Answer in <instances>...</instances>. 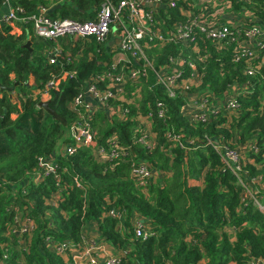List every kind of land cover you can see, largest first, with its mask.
Wrapping results in <instances>:
<instances>
[{"label": "trees", "instance_id": "trees-1", "mask_svg": "<svg viewBox=\"0 0 264 264\" xmlns=\"http://www.w3.org/2000/svg\"><path fill=\"white\" fill-rule=\"evenodd\" d=\"M4 1L0 0V18L6 12ZM103 2L11 0L10 4L13 9L21 8L24 18L44 8L52 19L84 23L94 20ZM233 7L247 8L264 22V0ZM172 14L177 18L175 12ZM16 25L0 21V264H63L47 249L44 237L78 243L90 225L117 254L125 253L121 264H248L253 258L264 264V213L249 199L243 203L244 189L231 172L222 171L220 157L205 146L188 152L171 148L163 136L167 126L186 138L207 136L232 148L255 144L259 153L247 155L255 164L247 165L245 171L249 177L262 175L264 183V65L254 76H246L244 61L234 62L230 51L216 50L211 41H205L203 55L209 57L201 64L202 93L221 97L230 85L246 80L252 83L250 92L239 96L235 114L223 111L210 123L190 124L181 114L180 98L171 99L161 88L152 86L149 90L141 84V100L134 101L141 112L153 109L156 102L165 103L167 108L166 125L154 120L155 149L132 143L134 122L109 119L100 111L88 121L97 134V145L104 146L105 139L117 133L121 143L131 147L132 156L110 169L96 162L89 147L81 149L73 156L57 158L58 185L52 177L35 185L26 180L37 159L70 141L69 127L76 119L72 101L86 80L106 69L112 54L106 44L60 40L61 54L50 64L49 52L56 43L36 37L31 22ZM28 41L29 49L24 47ZM145 52L158 69L168 56L179 52V46ZM58 75L62 78L48 91L46 101L66 126L39 106L45 85ZM126 89L131 97L134 89L130 82ZM130 109L133 115L135 108ZM139 159L162 173L145 190L136 186L131 173V163ZM200 178L201 187L188 186V180ZM75 179L82 188L76 187ZM242 179L247 182L248 177ZM253 188L264 199V189ZM57 189L63 194L59 204L47 206ZM14 208L36 224L24 253L11 233ZM109 209L124 216L121 228L117 219L102 218ZM135 216L150 224L152 236H134L131 226ZM6 249L7 258H3Z\"/></svg>", "mask_w": 264, "mask_h": 264}, {"label": "built area", "instance_id": "built-area-1", "mask_svg": "<svg viewBox=\"0 0 264 264\" xmlns=\"http://www.w3.org/2000/svg\"><path fill=\"white\" fill-rule=\"evenodd\" d=\"M10 1H4L6 12L1 15L0 21L23 25L31 22L36 37L56 43L49 52L50 64L61 54L60 40L106 44L112 54L111 62L105 64L106 69L86 80L83 89L72 101L71 110L76 119L69 127L70 141L62 145L60 152L37 159L36 168L26 180L35 185L44 183L50 177L58 185L57 158L73 156L81 149L89 147L96 162L108 165L110 169L132 156L131 147L123 145L117 133L109 135L104 146L97 145V134L88 121L100 111L106 112L109 119L134 122L132 143L146 150L155 149L158 142L153 130L154 120L166 125L167 108L165 103L156 102L153 109L141 112L134 101L141 100L143 85L149 90L157 86L171 99L180 98L183 103L181 114L190 124L210 123L223 111L235 114L240 106L239 96L248 94L252 83L246 80L241 85H230L221 97L209 92L202 93L204 72L201 64L209 57L203 55L202 44L205 41H211L216 50L230 51L234 62L244 61L246 76H254L259 66L264 65V22L247 8L236 10L233 7L250 4L251 0H198L196 3L191 0H104L94 20L84 23L72 19H52L44 8H39L36 15L24 18L20 16L23 10L13 9ZM172 12L176 13L177 18L173 17ZM170 45L179 46V52L168 56L160 68H155L145 51L161 50ZM61 78L58 75L49 81L43 93L48 95V91L55 88ZM128 82L134 89L130 92L131 97L125 93ZM130 107L135 108L133 115L130 114ZM163 136L172 144L171 148L188 152L205 146L213 150L220 157L222 171L231 172L243 187V203L249 199L254 207L264 213V203L260 201L262 197L253 188L257 185L264 189L263 176L249 177L245 171L247 165L255 164L254 159L244 158L245 154L259 153L255 144L232 148L207 136L202 139L186 138L167 126ZM131 173L136 186L142 190L162 174L141 159L131 163ZM243 176L248 177L247 182L243 181ZM74 181L76 187L82 188L78 179ZM11 186L14 190L15 187ZM24 190L22 194H26ZM61 192V189L54 191L49 196L47 206H57L63 196ZM14 211L11 233L24 253L25 242L31 239L36 224L17 208ZM107 217L117 219L119 227H122V214L109 209L102 215V218ZM131 227L136 238L147 239L153 235L150 224L139 216L132 217ZM43 243L63 264H121L123 257L99 237L84 234L78 243L59 241L52 236H45ZM7 254L6 249L3 258H7ZM248 264L263 262L253 258Z\"/></svg>", "mask_w": 264, "mask_h": 264}, {"label": "rangeland", "instance_id": "rangeland-1", "mask_svg": "<svg viewBox=\"0 0 264 264\" xmlns=\"http://www.w3.org/2000/svg\"><path fill=\"white\" fill-rule=\"evenodd\" d=\"M14 25H16V23H14ZM17 26V25H16ZM41 95L42 96H40L39 98L40 99H42L41 101L42 102H45L46 100H47V98H48V95H45L44 93H41ZM65 144V143H64ZM249 146V145H251V144H244V146ZM240 146H242V145H239L238 147H234V148H239ZM63 146H61L60 148H58L55 152L56 153H58V152H60L61 151V148H62ZM231 147V146H230ZM245 157H247V154H245V156H244V158ZM29 181V180H28ZM25 191V190H24ZM260 201L262 202V203H264V199L263 198H261L260 199ZM125 221V220H124ZM124 221H122V223L124 222ZM84 236H88V237H96V238H98L99 237V234H98V232L95 230V229H92V228H89V229H86V231H85V233H84ZM111 247V246H110ZM112 248V250L114 251V252H116L114 249H113V247H111ZM117 253V252H116ZM118 255H121V256H125V253H120V254H118Z\"/></svg>", "mask_w": 264, "mask_h": 264}, {"label": "water", "instance_id": "water-1", "mask_svg": "<svg viewBox=\"0 0 264 264\" xmlns=\"http://www.w3.org/2000/svg\"><path fill=\"white\" fill-rule=\"evenodd\" d=\"M29 46H30V42L28 41V42L24 45V47L29 49ZM8 91H10V89H9ZM39 106H40L41 108L45 109L49 115H51L52 117H54V118L56 119V121H60V122L62 123L63 126H66V122L64 121V119H62L61 117H59V116H58L53 110H51V109L49 108V106H48V102H47V101H46V102H40V103H39ZM67 136H68V134H67Z\"/></svg>", "mask_w": 264, "mask_h": 264}, {"label": "crops", "instance_id": "crops-1", "mask_svg": "<svg viewBox=\"0 0 264 264\" xmlns=\"http://www.w3.org/2000/svg\"><path fill=\"white\" fill-rule=\"evenodd\" d=\"M248 158V157H247ZM248 159H250V158H248ZM251 160V159H250ZM249 160V161H250ZM254 162H255V160H254ZM187 184H188V186H192V187H201L202 186V178H200L199 180H188L187 181ZM92 227V225H90V226H86V228L87 229H89V228H91ZM94 227V226H93ZM92 227V228H93ZM230 264H233V263H230Z\"/></svg>", "mask_w": 264, "mask_h": 264}]
</instances>
